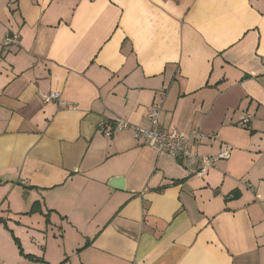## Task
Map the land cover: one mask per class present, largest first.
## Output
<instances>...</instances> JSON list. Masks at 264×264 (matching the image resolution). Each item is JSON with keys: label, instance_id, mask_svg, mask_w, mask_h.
<instances>
[{"label": "crops", "instance_id": "0c3cea01", "mask_svg": "<svg viewBox=\"0 0 264 264\" xmlns=\"http://www.w3.org/2000/svg\"><path fill=\"white\" fill-rule=\"evenodd\" d=\"M155 105L230 158L98 130ZM0 220V264H264V0H0Z\"/></svg>", "mask_w": 264, "mask_h": 264}, {"label": "built area", "instance_id": "2783aa9c", "mask_svg": "<svg viewBox=\"0 0 264 264\" xmlns=\"http://www.w3.org/2000/svg\"><path fill=\"white\" fill-rule=\"evenodd\" d=\"M19 42V35L12 34L5 41V45ZM60 95L56 92L43 96V102L48 103L57 101L60 105ZM160 108L155 105L151 107L146 118L150 123L149 128L135 126L120 118L110 123H102L98 126V130L107 137H111L119 132L130 130L135 140H144L152 150L167 154L181 162L190 176L202 177L210 169L215 168L221 161H227L231 156V149L225 145L220 146L214 155L199 154L195 150V146L203 140H211L214 138L212 134H206L199 129H193L188 134H181L176 129L171 128L169 131L162 130L159 124ZM250 116H246L241 120V125H248Z\"/></svg>", "mask_w": 264, "mask_h": 264}, {"label": "trees", "instance_id": "16d2710c", "mask_svg": "<svg viewBox=\"0 0 264 264\" xmlns=\"http://www.w3.org/2000/svg\"><path fill=\"white\" fill-rule=\"evenodd\" d=\"M48 218H46V224H48ZM0 223H4L2 220H0ZM27 259H29V260H31V261H38V260H40V259H38V258H34V257H32V256H25Z\"/></svg>", "mask_w": 264, "mask_h": 264}, {"label": "water", "instance_id": "95a60500", "mask_svg": "<svg viewBox=\"0 0 264 264\" xmlns=\"http://www.w3.org/2000/svg\"><path fill=\"white\" fill-rule=\"evenodd\" d=\"M115 182H121V180L114 179L113 183H115ZM119 189H122V186Z\"/></svg>", "mask_w": 264, "mask_h": 264}]
</instances>
